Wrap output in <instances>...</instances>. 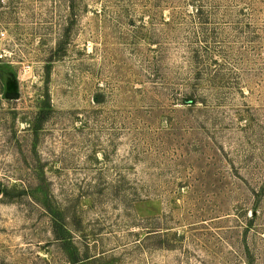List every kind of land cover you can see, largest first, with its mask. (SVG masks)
Here are the masks:
<instances>
[{"label":"rangeland","instance_id":"1","mask_svg":"<svg viewBox=\"0 0 264 264\" xmlns=\"http://www.w3.org/2000/svg\"><path fill=\"white\" fill-rule=\"evenodd\" d=\"M0 264H264V0H0Z\"/></svg>","mask_w":264,"mask_h":264},{"label":"trees","instance_id":"2","mask_svg":"<svg viewBox=\"0 0 264 264\" xmlns=\"http://www.w3.org/2000/svg\"><path fill=\"white\" fill-rule=\"evenodd\" d=\"M191 102H193V103H194V102H195V99H192V98H191Z\"/></svg>","mask_w":264,"mask_h":264}]
</instances>
